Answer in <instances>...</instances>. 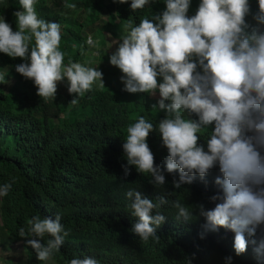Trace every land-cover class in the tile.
Instances as JSON below:
<instances>
[{"label": "clouds", "instance_id": "9594fccd", "mask_svg": "<svg viewBox=\"0 0 264 264\" xmlns=\"http://www.w3.org/2000/svg\"><path fill=\"white\" fill-rule=\"evenodd\" d=\"M113 2L122 5L128 0ZM256 2L253 11L250 0H201L189 17L191 0H164V10L152 19L124 25L125 34L109 61L123 73V91L153 97L158 93L152 107L165 113L155 126L143 116L128 126L123 144L125 177L130 166H135L137 172L150 174L149 183L159 188L166 183V171L173 174V187L180 189L194 183L197 176L207 183L215 170L217 191L209 197L214 207L197 206L205 219V233L221 228L230 231L236 256L244 254L251 243L260 258L264 257V238L249 239L264 226V0ZM149 3L131 0L130 8L135 12ZM19 4L22 10L13 13L18 30L0 18V53L27 61L15 65V70L34 82L40 98H55L57 83L65 78L69 94H76L72 105L92 91L94 84L105 87L97 67L72 61L64 64L60 25L38 19L36 0H19ZM87 44L95 46L91 36ZM153 131L160 134L168 152L164 169L155 164L147 143ZM11 187V183L0 186V197L7 196ZM126 196L131 215L138 217L130 231L143 242L158 241L156 230L166 222L160 211L168 203L166 196H158L155 203L136 189ZM172 207L177 209V221L192 220L190 206L177 200ZM28 223V235L33 238L26 245L39 261H49L69 235L61 216L57 214L55 220L35 216ZM45 234L51 237L46 244L41 243ZM20 236H25L24 228ZM232 259L225 257L227 264ZM69 264L99 262L85 256L72 258Z\"/></svg>", "mask_w": 264, "mask_h": 264}, {"label": "trees", "instance_id": "16d2710c", "mask_svg": "<svg viewBox=\"0 0 264 264\" xmlns=\"http://www.w3.org/2000/svg\"><path fill=\"white\" fill-rule=\"evenodd\" d=\"M200 2L191 0L189 17ZM73 4L75 8L69 7ZM130 4L131 0L122 5L113 0H36L34 7L38 19L59 23L64 64L85 65L88 52L94 49L87 44L89 36L99 41L108 33L118 39L129 21L136 26L165 8L164 0H150L135 12ZM21 10L19 0H0V18H5L13 31L18 30L13 13ZM33 45L34 39L30 47ZM25 62L0 53V75L4 77L0 79V186L12 184L9 194L0 197V240L5 247L23 245V264L46 262L39 261L26 245V240L33 238L28 235V221L35 216L55 220L57 214L69 235L60 252L50 259L55 264H69L72 258L85 256L99 264H227L229 255L231 264H264V257L254 254L251 243L244 254L236 256L234 233L223 228L205 233V219L197 206L214 207L209 197L217 191L215 170L207 176V183L197 176L194 183L180 189L173 187V174L166 171V183L159 188L149 183L150 174L137 172L135 166H130L125 177L123 144L128 126L141 116L155 126L165 116L152 107L157 102L150 94L123 91L113 81V75L122 72L111 68L105 59L97 67L103 73L104 88L94 84L75 105L70 102L76 94L60 97L59 104L45 101L37 95L34 82L16 72L15 65ZM51 110H55V118L49 117ZM147 143L155 164L164 169L168 152L160 134L150 132ZM131 189L154 203L158 196H166L168 203L160 208L166 222L156 230L158 241L143 242L130 231L138 221L131 215V201L126 196ZM177 200L192 209L193 218L187 223L175 218L177 209L172 202ZM50 238L45 234L41 243ZM261 238L264 226L249 239Z\"/></svg>", "mask_w": 264, "mask_h": 264}, {"label": "rangeland", "instance_id": "374dc122", "mask_svg": "<svg viewBox=\"0 0 264 264\" xmlns=\"http://www.w3.org/2000/svg\"><path fill=\"white\" fill-rule=\"evenodd\" d=\"M257 9V6L252 5V10L255 11ZM125 34V33H124ZM123 34V35H124ZM121 35L120 38L115 39L112 36H110L108 33H103L101 37H99V41H96L95 46H92L94 49L91 50V52L87 54L85 62V66L96 68L98 67L99 63L104 61L106 59V63L110 64L109 57L110 55L116 50V47L118 44L121 42ZM103 52V54L101 53ZM111 68H117L113 65L110 64ZM123 75L122 74H114L113 75V81L117 84H119L120 88L123 90L124 84L122 83L120 77ZM1 77V75H0ZM15 80V79H14ZM30 80V79H29ZM68 81L65 78L62 82L57 83V98H50L48 101L50 102H56L59 104V98L64 97L68 98L70 96L68 92ZM154 101L157 102L159 99V95L157 94L155 97H151ZM49 117L50 118H55V110L49 111ZM24 258V250H23V245L22 244H13L11 246L5 247L2 245L1 240H0V264H23V259ZM45 264H55L52 260L46 261Z\"/></svg>", "mask_w": 264, "mask_h": 264}]
</instances>
